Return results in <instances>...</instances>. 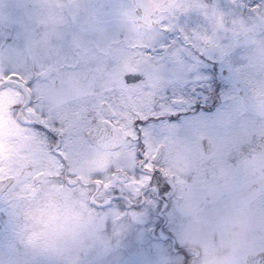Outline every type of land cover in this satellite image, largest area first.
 <instances>
[{"label":"rangeland","instance_id":"1","mask_svg":"<svg viewBox=\"0 0 264 264\" xmlns=\"http://www.w3.org/2000/svg\"><path fill=\"white\" fill-rule=\"evenodd\" d=\"M214 2L219 8L208 10L212 30L202 37L206 49L190 47L179 31L167 33L157 45L184 50L182 93L211 108L195 112L185 107L174 113L171 106L164 119L154 121L158 130L149 150L153 156L162 152L156 162L175 192L160 203L154 186L153 198L144 207L125 212L111 203V191L121 187L138 194L146 181L124 183L126 144L104 154L87 143L86 134L104 119V102L116 112L119 125L126 128L131 122L133 90L124 85L123 75L142 67L145 58L138 46L151 38L161 16L177 11L176 0H0V179L15 177L0 198V213L7 217L0 237L11 240L10 232L16 231V256L0 264H243L264 248V148L253 156L256 163L261 161L255 166L258 171L241 174L225 165L231 170L223 185V171H208L204 179L216 178L205 187L195 175L194 159L203 155L205 137L221 147L210 163L223 167L222 152L236 138L223 137L221 125L227 120L240 124L234 142L264 132V0L259 9L243 12L233 5L253 0ZM189 11L198 21L195 12L203 9ZM85 21L86 30H81ZM73 36L80 41L75 49ZM96 38L103 51L86 44ZM69 51L77 60L75 70L60 66L61 54ZM8 71L18 75L5 81ZM49 72L56 76L54 85L43 79ZM29 81L38 82L29 87ZM163 95L169 99L167 92ZM34 98L49 102V124L64 120L60 124L70 126L66 114L84 113L78 128L82 132L70 135L69 149L64 146L66 134L57 132L63 163L54 155L56 144L34 127L26 128L33 114L25 108ZM7 155L13 159H1ZM39 173L46 180L36 186L33 180ZM72 177L74 185L67 182ZM27 191L34 193L29 199L22 196ZM161 218L171 243L157 227ZM174 244L187 251V259L177 254Z\"/></svg>","mask_w":264,"mask_h":264},{"label":"snow or ice","instance_id":"2","mask_svg":"<svg viewBox=\"0 0 264 264\" xmlns=\"http://www.w3.org/2000/svg\"><path fill=\"white\" fill-rule=\"evenodd\" d=\"M203 9L196 11L195 15L199 18L198 21H193V13L189 8ZM261 7L260 0H253L245 5L243 2L238 5H233V8H239L242 12L249 9ZM219 5L213 0H199L198 4H193L192 0H176L177 11L172 15H163L156 23V29L152 33L150 39H145L138 46L142 52L145 62L137 71L126 72L123 75L124 85L133 90V107L131 122L125 128L126 151L129 154L128 167L124 171V183L130 184L133 181H146L138 194H134L131 190L122 191L121 187H116L111 191V203L118 206L122 211L144 207L146 201H150L152 192L158 189L160 193L167 192L170 185L164 179L160 167L156 162L155 157L149 150V144L154 133L158 130L154 125L157 119H164L169 107L182 103L177 99H168L166 93L169 88L179 90L182 82L183 73L186 68L184 50L177 47H162L157 48V45L164 43V38L169 32L179 31L183 38L188 42L190 47L200 45L204 46L202 37H206L212 30L209 22L208 10L218 9ZM75 22V21H74ZM82 23L81 30H86ZM101 40L99 38L90 39L86 44H94L98 51H103L101 48ZM109 44L114 41L109 40ZM80 44L75 36L72 37L71 47L75 49ZM156 49V54L153 50ZM206 49V48H205ZM60 66L67 70H75L77 60L72 51L62 53L60 56ZM18 74L13 71H8L3 74V78L7 81L9 78L15 77ZM45 81L51 80L55 84L56 76L53 72H49L43 78ZM38 81H29L27 86ZM167 100V103L162 101ZM50 104L43 98H34L29 101L25 111L31 110L33 118H30L29 123L37 130L47 136L50 141L56 144L54 155L61 163L64 162V151L59 144V135L57 134L58 124L53 122L46 123L49 119ZM109 122H111V118ZM157 208L159 205L157 204ZM151 207L149 206V211ZM167 210V209H166ZM157 227L164 233L167 243H171V233L169 232L164 218H161ZM155 231V230H154ZM177 254L184 256L187 259V254L178 245H173Z\"/></svg>","mask_w":264,"mask_h":264},{"label":"trees","instance_id":"3","mask_svg":"<svg viewBox=\"0 0 264 264\" xmlns=\"http://www.w3.org/2000/svg\"><path fill=\"white\" fill-rule=\"evenodd\" d=\"M14 85V84H12ZM16 88V86H14ZM216 91V90H215ZM168 94H172V98L178 95H183L184 98H186L188 100V105L192 106L193 109H195V112H199L202 109H209L211 107H205V105H203L204 103H200V101H198V99H195L192 95H188V93H182L184 92V90H180V91H176L175 89L172 90H168L167 91ZM187 94V95H186ZM123 93H119V97H122ZM163 95V92H162ZM194 99V100H193ZM84 103V101H83ZM11 106V104L9 105ZM125 108L126 106L123 105ZM196 107V108H195ZM7 109V107H6ZM172 111L174 112V110L172 109ZM81 113V111H80ZM78 113V114H80ZM77 114V112H76ZM82 114V113H81ZM80 114V115H81ZM179 116V115H176ZM257 120H261L260 117H257ZM236 122L234 119L232 120H227L223 125H221V131H222V135L224 138L230 140L232 139V134L236 135V138L233 140L232 144L228 145L227 148L224 149V151L222 152V156L220 158V163L223 164V167H220L219 165H212L210 163L211 159L214 158V153L219 152V150L216 148V146H214V150L213 153L211 155H200L197 158L194 159V166H195V175L197 174L198 176V183L201 184L203 187L206 186H210L212 182H214V179L216 178V176L211 177V176H207L205 179L203 178L208 171H210L211 173L216 172V171H223L220 176V185H223V183H225V179H227L228 177H223L225 176H229V170L231 171H237L239 170L241 174H249L251 171H258L257 167L258 163H256V160L254 159V155L256 154H260L262 150V147L264 148V132H262L260 135L258 136H254V134L251 133L250 138L247 136V138L245 140H242L241 142H234L237 140L239 133L237 132V130L240 128V124L238 125H234L232 122ZM74 127V126H72ZM75 128V127H74ZM243 128V127H241ZM244 129V128H243ZM72 130V129H71ZM233 131V132H229ZM169 132V131H168ZM246 132V131H244ZM66 140H69V138H66ZM74 142V141H73ZM73 144V143H72ZM221 144H223V142H221ZM173 145V144H172ZM27 150L29 152H31L28 148ZM1 154V153H0ZM13 156H16V154H13ZM243 157V160L239 159ZM6 158H10L13 159L12 155L10 156H5L4 158L1 159H6ZM248 159V161H246L245 159ZM264 160V159H261ZM253 161L255 162L254 165H252ZM249 162V163H248ZM233 165V168L231 169H226L227 167H225V165L231 166ZM264 163H262L263 166ZM260 165V164H259ZM255 167V168H254ZM239 168V169H238ZM218 171V172H219ZM195 175H193V178L195 177ZM218 176V175H217ZM164 179L167 181V183L170 185L169 190L167 192H163L158 194V196H160V201L161 200H168L167 195L173 194V192H175V188L172 187V182L166 177L164 176ZM239 183V182H238ZM235 185H237V183L235 182ZM239 186V185H238ZM22 196L24 197H32L33 194L29 191H27L26 193L22 194ZM210 199V198H209ZM10 232V231H9ZM16 231H14L13 233L10 232V238L8 237V239H6V235L0 237V260L5 259L4 261H2L3 263L6 262H12L13 259H11V256H16V252L14 251V244L16 241V236L14 235ZM56 238V235H55ZM12 241H14L13 245ZM11 245V246H10ZM32 259V258H31ZM33 260V259H32Z\"/></svg>","mask_w":264,"mask_h":264},{"label":"water","instance_id":"4","mask_svg":"<svg viewBox=\"0 0 264 264\" xmlns=\"http://www.w3.org/2000/svg\"><path fill=\"white\" fill-rule=\"evenodd\" d=\"M137 12L139 15L141 14L140 10ZM184 105L185 102L183 101L182 103H177L176 107L181 108ZM102 111L106 118L114 117V112L107 104L103 105ZM88 136L90 142L103 151L117 150L122 147L125 141L123 130L118 126L111 124L108 120L97 123ZM202 144L206 153H210L212 151V147L208 139H204ZM43 180V174H40L35 178L36 183H41ZM13 182V177L0 180V197L8 190ZM0 224H6V217L2 213L0 214ZM247 264H264V251L258 255L248 258Z\"/></svg>","mask_w":264,"mask_h":264},{"label":"flooded vegetation","instance_id":"5","mask_svg":"<svg viewBox=\"0 0 264 264\" xmlns=\"http://www.w3.org/2000/svg\"><path fill=\"white\" fill-rule=\"evenodd\" d=\"M73 118H78L77 120H76V123H77V126H80V128L82 127V124H80L78 121L80 120V117H84V115H78V114H73V115H71ZM116 117H117V114H116V112H115V116L113 117V118H111V122L113 123V124H115V125H119L118 124V121L116 120ZM122 120V119H121ZM99 121H101V120H99ZM95 125V124H94ZM93 125V126H94ZM121 127H122V129L124 130V132H125V127H123L122 125H120ZM92 128V127H91ZM81 131V129H79V132ZM65 148H67V149H69V145H66V147ZM110 153V152H109ZM261 251L262 250H264V248L263 249H260Z\"/></svg>","mask_w":264,"mask_h":264},{"label":"bare ground","instance_id":"6","mask_svg":"<svg viewBox=\"0 0 264 264\" xmlns=\"http://www.w3.org/2000/svg\"><path fill=\"white\" fill-rule=\"evenodd\" d=\"M68 183L71 185H74L76 183L75 178H68ZM163 238L165 237V235H161Z\"/></svg>","mask_w":264,"mask_h":264}]
</instances>
